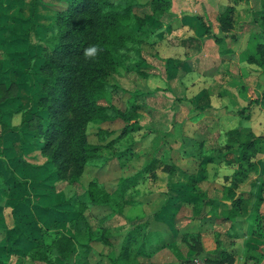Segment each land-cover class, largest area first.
Segmentation results:
<instances>
[{"label": "crops", "instance_id": "1", "mask_svg": "<svg viewBox=\"0 0 264 264\" xmlns=\"http://www.w3.org/2000/svg\"><path fill=\"white\" fill-rule=\"evenodd\" d=\"M60 1L0 0V122L5 126L0 124V259L9 264H45L27 253L63 231L69 209L70 187L45 162L27 122L36 110L37 57L50 34L45 26ZM226 6L232 7L231 27L222 29L218 15ZM263 8L264 0H169L153 27V48L143 55L153 69L142 78L136 102L145 119L136 120L137 127L126 134L133 142L129 139L111 158L113 164L134 167L127 176L152 159L157 163L124 191L119 223H101L104 235L90 242L87 253L76 252L72 264H112L127 236L131 264L175 263L187 250L186 235L200 237L209 263L225 250L233 252L231 264H264V63L245 59L255 43L264 42L256 23ZM237 126L256 137V168L235 192L246 203L244 213L230 221L223 218L222 204H229L224 195L236 168L235 144H228L225 133ZM178 131L185 148L183 155L171 157ZM163 148L171 165L162 163ZM126 151L134 154L128 164ZM111 159L95 166L102 168L97 183L118 177L107 172ZM157 169L166 174L164 180ZM150 175L158 187L138 193ZM208 200L222 204L208 205ZM113 211L105 219H114ZM142 223H148L147 238L137 243Z\"/></svg>", "mask_w": 264, "mask_h": 264}, {"label": "trees", "instance_id": "2", "mask_svg": "<svg viewBox=\"0 0 264 264\" xmlns=\"http://www.w3.org/2000/svg\"><path fill=\"white\" fill-rule=\"evenodd\" d=\"M169 0H148L140 4L137 0H61L45 26L50 34L44 39L42 52L37 57V76L40 79L36 110L31 113L29 127L39 143V150L56 178L74 187L85 165L100 158L101 148L110 144L137 127L135 101L142 93L136 89L129 92L131 102L125 110L110 102V94L118 88L112 79L117 69L134 72L140 78L151 75L152 69L143 51L153 48L157 36L154 26L157 17L164 12ZM150 6L148 17L138 12ZM232 7L226 6L218 15L222 29L231 27ZM258 29L264 33V8L256 12ZM199 23L207 30L199 17ZM214 40H217L214 38ZM97 46L94 58H86L84 50ZM245 59L256 64L264 63V42H257L253 52ZM120 120L118 134L101 143L112 130L96 129V143L86 140L88 123ZM1 128L4 124L1 123ZM228 144H235V164L224 198L229 204L208 200L226 207L223 218L233 220L244 213L246 203L235 197L238 185L255 171V136L247 129L237 126L226 131ZM100 141V142H99ZM156 160L152 159L142 170L118 178L116 189L107 192L103 184L91 179L82 192L72 189L66 196L69 207L64 213V229L48 245L31 248L27 257L45 264H72L76 252L87 253L90 242L104 234L101 223L92 225L86 211L94 207L115 204L113 198H122L124 191L142 178V173L151 170ZM66 185V184H65ZM76 186V185H75ZM200 200V199H199ZM219 204V205H220ZM196 209L195 203L192 204ZM192 214H198L194 210ZM196 236V235H195ZM190 237L194 240V237ZM188 238V236H185ZM196 239V238H195ZM130 236H127L112 264H131L128 258ZM233 252L220 251L219 260L211 264H231ZM257 260V259H256ZM0 264H9L0 259ZM13 264H23L21 260Z\"/></svg>", "mask_w": 264, "mask_h": 264}, {"label": "rangeland", "instance_id": "3", "mask_svg": "<svg viewBox=\"0 0 264 264\" xmlns=\"http://www.w3.org/2000/svg\"><path fill=\"white\" fill-rule=\"evenodd\" d=\"M150 12H151V7L150 6H148V7L144 6L138 12V14H140V15L144 14L145 17H148V15H150ZM142 55H145L144 51L142 52ZM147 71L148 72L151 71V73H153V69H149ZM111 75H112L111 81L113 80V82L116 85H118V88L113 90L112 93L110 94V102L116 108L121 109V110H125L128 108L129 103L131 102V97L129 95V92L133 91L134 89H136L138 91L142 90V87H143V86L141 87V83L143 82L142 78L137 76L134 72H129V71H126L125 69L124 70L117 69L116 72L112 73ZM133 102L134 103L138 102V100L136 99ZM135 119L137 120L138 123H141L145 119V116H144V114L139 115V113L136 112ZM121 126H122V123L120 120H114L112 122H103L99 125H94V124L88 123L86 126V140L89 143H96L97 138L95 136V131H96L97 127L98 128L100 127L101 129H105L106 131H108V130L113 131L112 134L106 136V138H104V140L101 141L102 144L106 143L107 141H109L110 139H112L113 137H115L118 134V132L120 130L119 128ZM182 134H183L182 131H178V132L174 133V135H173V138H174L173 139V141H174V146H173L174 149L173 150H174V152L170 154L171 157L174 156L175 152L179 156L183 155L182 152L184 151L185 146L183 143V135ZM132 137L129 138L125 134V136L123 138L119 139L116 142L117 143L116 146H114L116 143L112 142L110 144V146L106 147L105 149L104 148L99 149L100 150L99 151L100 152V158L98 160L100 162H97L98 160H96L92 163L85 165L84 170L79 175L78 180L76 181V183H77V184H75L76 186L74 185V187L69 188V190L71 191L72 189H76L77 193H80V192H82L84 187H86V184L91 179H97L98 180L99 176H101L100 171L102 170V168H99L100 166L99 167H95V166L100 165L104 158L111 159L113 157H116L117 153L119 151L118 149H121V148L123 149V147L125 145H129V139L130 140L132 139L131 142H133ZM140 139H138V140H140ZM160 145L162 147L165 146L164 143H161ZM154 150H155V148L150 151L151 153L150 152L147 154L145 153V161L148 160L153 155ZM133 155L134 154L126 151L125 154L123 155L124 156L123 159H125L124 162H126L128 164L129 163L128 161L134 158ZM160 156L163 157V158H161L162 163H164V164L167 163V165H171L170 159L167 158L168 152L166 151V148L165 149L163 148L162 154ZM111 161H112V164H113V162H115L114 159H111ZM133 170H134V167L131 164H128V167L125 164H123L121 166H120V164H118V165L113 164L112 166H108L107 172H109V174L111 176L112 175H118V177H121V176H124L125 174H130L131 171H133ZM155 173H157L158 175H162L163 180H164V177H167L166 174H164L160 171V169H157L155 171ZM118 177H115L114 179L103 178L101 183L103 184L104 189L107 192H111L115 189V185H116V181H117ZM156 183H157L156 180H153L152 176L150 175V177L147 178V180H144L141 183L142 185L138 186L137 192L140 193V191H145V192L149 193L148 190H152L153 188L158 187V185ZM160 184H162L160 186L163 187L164 183H160ZM67 188H65V189H67ZM65 191H67V190H65ZM134 191L135 190L131 189L132 193ZM125 198H127V197L125 196V197H122L120 199L114 197L113 199L115 200L117 205L115 204L116 206H113V207H112V205H108L106 208L104 206L90 208L88 211L85 212L87 215L88 222L89 223H119L120 216L122 213L119 212V206L118 205H120ZM156 198H161V197L156 196ZM122 205H124V203ZM112 209L114 210L113 212H115V215H116L114 217V219H112V220L105 219V215H106L105 213H107L109 210L111 211ZM117 210H118V213H117ZM141 225H142V227L138 230L140 237L137 238V243H138V241H142V239L145 240L147 238L146 232L149 229L148 223H142ZM151 238H152V240L157 241L156 237H151ZM187 240H188V243L186 242L187 250H186L185 254L183 253L184 255L182 254L183 256L180 258V261H177L175 263L167 262L165 264H180L184 259H187L190 256L191 257H197L198 259L202 260L204 264H211L205 259V257H206L205 253H204L205 251L202 247L200 237H197L196 239L194 237V240H193L190 237V235H188ZM113 247L115 248V246H113Z\"/></svg>", "mask_w": 264, "mask_h": 264}, {"label": "clouds", "instance_id": "4", "mask_svg": "<svg viewBox=\"0 0 264 264\" xmlns=\"http://www.w3.org/2000/svg\"><path fill=\"white\" fill-rule=\"evenodd\" d=\"M98 48L97 46H89L84 50V56L86 58H94L97 54Z\"/></svg>", "mask_w": 264, "mask_h": 264}, {"label": "built area", "instance_id": "5", "mask_svg": "<svg viewBox=\"0 0 264 264\" xmlns=\"http://www.w3.org/2000/svg\"><path fill=\"white\" fill-rule=\"evenodd\" d=\"M183 264H204L202 260L198 259L197 257H191L186 260Z\"/></svg>", "mask_w": 264, "mask_h": 264}]
</instances>
